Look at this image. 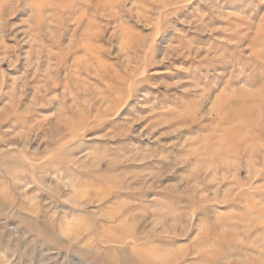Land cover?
Returning <instances> with one entry per match:
<instances>
[{"label":"rangeland","instance_id":"374dc122","mask_svg":"<svg viewBox=\"0 0 264 264\" xmlns=\"http://www.w3.org/2000/svg\"><path fill=\"white\" fill-rule=\"evenodd\" d=\"M0 264H264V0H0Z\"/></svg>","mask_w":264,"mask_h":264},{"label":"bare ground","instance_id":"6f19581e","mask_svg":"<svg viewBox=\"0 0 264 264\" xmlns=\"http://www.w3.org/2000/svg\"><path fill=\"white\" fill-rule=\"evenodd\" d=\"M236 108H237V107H236ZM236 112H237L236 110H235V111L229 110V111L227 112V115H228V116H227V120L230 121V120L233 118V116H234V114H235ZM229 116H230L231 118H230ZM235 131H236V130H235ZM227 134H228L227 136H230V138H231V137H235V136L237 135V133H236V135L233 136V135H232V134H233V133H232V130H230L229 132H227ZM237 136H238V135H237ZM235 138L237 139V137H235ZM237 140H238V139H237ZM239 140H241V139L239 138ZM239 140H238V141H239Z\"/></svg>","mask_w":264,"mask_h":264}]
</instances>
